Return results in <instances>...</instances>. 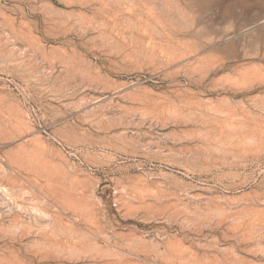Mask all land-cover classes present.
Masks as SVG:
<instances>
[{"label":"rangeland","instance_id":"obj_1","mask_svg":"<svg viewBox=\"0 0 264 264\" xmlns=\"http://www.w3.org/2000/svg\"><path fill=\"white\" fill-rule=\"evenodd\" d=\"M0 264H264V0H0Z\"/></svg>","mask_w":264,"mask_h":264}]
</instances>
